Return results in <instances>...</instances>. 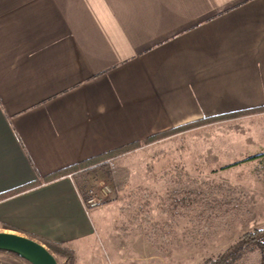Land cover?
Listing matches in <instances>:
<instances>
[{
    "label": "crops",
    "instance_id": "0c3cea01",
    "mask_svg": "<svg viewBox=\"0 0 264 264\" xmlns=\"http://www.w3.org/2000/svg\"><path fill=\"white\" fill-rule=\"evenodd\" d=\"M261 106L264 0H0V193ZM248 121L263 130L234 132L238 160L264 153V112ZM80 171L1 200L0 229L92 239Z\"/></svg>",
    "mask_w": 264,
    "mask_h": 264
},
{
    "label": "rangeland",
    "instance_id": "374dc122",
    "mask_svg": "<svg viewBox=\"0 0 264 264\" xmlns=\"http://www.w3.org/2000/svg\"><path fill=\"white\" fill-rule=\"evenodd\" d=\"M263 112L143 141L77 173L97 205L86 203L96 232L71 246L74 264H201L264 228V156L238 160L244 150L234 144V132L263 130L235 121ZM259 263V250L248 246L235 264ZM0 264L30 263L0 252Z\"/></svg>",
    "mask_w": 264,
    "mask_h": 264
},
{
    "label": "trees",
    "instance_id": "16d2710c",
    "mask_svg": "<svg viewBox=\"0 0 264 264\" xmlns=\"http://www.w3.org/2000/svg\"><path fill=\"white\" fill-rule=\"evenodd\" d=\"M262 111H264V106L246 109V110H241V111H236V112L227 113V114H223V115H217L214 117H206V118L199 119V120L191 122V123H187L184 125L177 126L173 129H169V130L161 132V133H157V134L149 137L145 141H151V140L161 139V138H164L167 136H171V135L176 134L178 132L184 131L188 128L195 127V126L207 123V122L231 118V117H239V116H243V115H247V114H253V113L262 112ZM140 146H141V142L137 141L134 143H130V144L121 146V147H119L113 151L104 153L102 155L91 157V158L86 159L80 163L73 164L69 167H66V168L61 169L57 172H54V173L47 175L46 177L43 178V181L37 179V180H34V181L27 183L25 185H22V186H19L17 188H14V189L5 191L3 193H0V201L8 198L10 196H13L15 194H18V193L24 192L26 190H29L31 188H34L38 185H41L43 182H50V181H53V180L60 178L62 176H66L68 174L75 173V172H78V171L83 170V169H87V168L92 167L94 165H98L99 163L104 162L105 160H107L108 158H110L112 156H115L117 154H122L123 152L133 150V149L138 148ZM263 156H264V153H261L258 155H253V156L249 157L248 159L252 160V159H256V158H261ZM41 243L44 244L52 253L60 254L63 258H65L64 264H74L75 263L76 254H75V250L71 246L65 245L63 243L53 242L50 240H44V239H43V241H41ZM248 246L249 247H256L259 250V252H260V263L259 264H264V228H256L253 231H249V232L245 233L236 242H234L233 244L228 246L227 249L223 253L219 254L216 258H209L201 264H235L236 261L240 258L243 250L246 249V247H248ZM0 252H7V251L0 250ZM8 253L13 254V255L25 260L24 258H22L21 256H19L16 253H13V252H8Z\"/></svg>",
    "mask_w": 264,
    "mask_h": 264
},
{
    "label": "water",
    "instance_id": "95a60500",
    "mask_svg": "<svg viewBox=\"0 0 264 264\" xmlns=\"http://www.w3.org/2000/svg\"><path fill=\"white\" fill-rule=\"evenodd\" d=\"M0 250L16 253L31 264H59L44 244L14 232L0 231Z\"/></svg>",
    "mask_w": 264,
    "mask_h": 264
},
{
    "label": "built area",
    "instance_id": "2783aa9c",
    "mask_svg": "<svg viewBox=\"0 0 264 264\" xmlns=\"http://www.w3.org/2000/svg\"><path fill=\"white\" fill-rule=\"evenodd\" d=\"M86 203H89V205H90L91 207H94V206L97 205V202L94 201V198H93V197H91V198H89L88 200H86Z\"/></svg>",
    "mask_w": 264,
    "mask_h": 264
}]
</instances>
